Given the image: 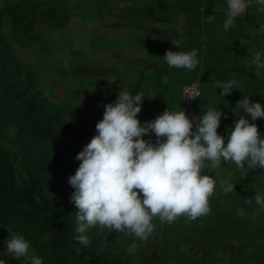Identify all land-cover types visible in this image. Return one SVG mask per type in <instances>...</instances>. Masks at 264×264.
<instances>
[{
	"label": "rangeland",
	"instance_id": "obj_1",
	"mask_svg": "<svg viewBox=\"0 0 264 264\" xmlns=\"http://www.w3.org/2000/svg\"><path fill=\"white\" fill-rule=\"evenodd\" d=\"M158 2L0 0V141L12 154L17 184L31 185L35 200L46 196L62 209L66 201L77 210L71 202L74 188L68 182L80 164L75 157L90 142L86 137L98 134L95 126L106 104L114 103L122 89L139 94L135 89L139 68L136 75L130 67L133 61L139 64V53L133 49L135 29L155 26V15L163 10ZM253 6L250 0L247 16ZM140 14L148 19L139 20ZM200 66L197 69L203 71ZM214 66L212 61L206 68L212 83L196 78L180 86L174 110L187 112L183 87L199 83L197 117L208 108L226 111L220 125L230 132L239 119L236 104L242 85L237 83L230 95L222 97L217 85L222 84L223 71ZM154 97L153 92L148 94V100ZM257 102L262 105L264 100ZM246 118L252 123L250 116ZM75 134L86 140L74 141ZM260 136L264 139L262 132ZM28 164L36 168L33 173L28 172ZM230 167L226 178L234 190L223 193L220 183L225 176L217 179L207 216L195 221L181 216L170 225L154 218L152 235L146 241L137 239L133 254L128 252L133 237L98 225L86 233L89 244L93 242L99 251L106 241L128 264H264V210L254 201L257 191L264 192V177L249 178L246 165ZM248 199H253L251 205ZM13 235L23 234L0 222V259L7 264L22 261L6 254V241ZM29 252L48 264L31 244Z\"/></svg>",
	"mask_w": 264,
	"mask_h": 264
},
{
	"label": "clouds",
	"instance_id": "obj_2",
	"mask_svg": "<svg viewBox=\"0 0 264 264\" xmlns=\"http://www.w3.org/2000/svg\"><path fill=\"white\" fill-rule=\"evenodd\" d=\"M249 2L228 0L225 31L245 14ZM255 2L264 6V0ZM260 31L264 32V24ZM172 43L179 49L182 41ZM163 57L170 68L193 70L199 63L196 50H168ZM251 63L259 73L264 69V54L255 52ZM236 84L235 79L218 84L220 95H230ZM144 97L122 89L114 103L104 106L103 118L95 126L98 134L75 157L80 164L68 182L74 188L71 202L77 209L78 235L74 239L82 246L89 245L86 233L98 225L101 230L133 237L128 246V252L133 254L138 247L135 241H146L152 235L154 218L170 225L181 216L195 221L210 213L209 199L217 181L202 174L206 167L215 171L223 160L238 169L246 165L250 171L264 170V139L257 125L246 118H264V107L252 103L249 96L243 95L236 104L244 115L235 121L226 144L217 132L224 115L217 108H208L202 117L195 118V131L193 120L182 109L167 108L155 120L141 124L137 116ZM153 133L155 143L143 138ZM220 189L230 193L234 184L225 179ZM254 201L264 210V192L257 191ZM246 202L251 205L253 199ZM29 248L23 235H13L6 241V254L22 260V264H43L40 257L30 254ZM0 264L7 262L0 259Z\"/></svg>",
	"mask_w": 264,
	"mask_h": 264
},
{
	"label": "crops",
	"instance_id": "obj_3",
	"mask_svg": "<svg viewBox=\"0 0 264 264\" xmlns=\"http://www.w3.org/2000/svg\"><path fill=\"white\" fill-rule=\"evenodd\" d=\"M251 1L254 6L250 15L237 17L233 26L225 31L223 24L227 19L228 0H159L157 5L163 10L155 15V26L149 28L141 25L135 29L137 35L133 42L134 51L139 53V64L133 61L130 67L136 75V68H139V86L135 89L145 96L142 103L144 111L138 114L141 124L155 120L167 108L175 111L174 99L183 83L196 78L212 83L206 73L212 61L216 63L214 68L223 71L219 83L235 79L242 85L239 88L240 99L245 95L249 96L252 103L264 100V69L257 73L255 65L251 63L255 52L264 54V32L260 31V26L264 24V6L257 5L255 0ZM209 16L211 19H208ZM147 19L148 16L140 14L139 20ZM172 40L182 41L179 49ZM168 50H196L201 65L197 66L204 68L203 71H199L197 66L193 70L168 67L163 57ZM151 92L155 95L154 101L148 100ZM222 113V119L227 117L226 111ZM236 114L239 117L244 115L242 110ZM252 123L264 135V118H258ZM217 132L224 137L226 144L230 135L227 126L224 128L220 125ZM143 138L152 143L156 140L154 133ZM229 165L232 163L222 160L217 170L209 171L206 167L202 174L211 175L215 180H221L224 176L227 179L231 169ZM259 170L251 171L248 177L253 180L264 177V170H261V174Z\"/></svg>",
	"mask_w": 264,
	"mask_h": 264
},
{
	"label": "trees",
	"instance_id": "obj_4",
	"mask_svg": "<svg viewBox=\"0 0 264 264\" xmlns=\"http://www.w3.org/2000/svg\"><path fill=\"white\" fill-rule=\"evenodd\" d=\"M71 132L72 129H69ZM50 135L54 132L49 130ZM74 141H82L77 137ZM86 139L90 140L89 136ZM84 139V140H86ZM56 150V145L53 146ZM47 150H49L47 148ZM45 154V153H44ZM28 166V172L36 168ZM12 154L0 141V222L9 225L15 232L23 234L44 257L48 264H128L123 254L107 244L101 243L98 251L92 242L85 247L74 239L77 210L64 201L63 209L55 199L46 196L35 200L31 185H18ZM63 193L59 194L61 199ZM39 196V194L37 195ZM59 206V207H58ZM13 264H22L16 261Z\"/></svg>",
	"mask_w": 264,
	"mask_h": 264
},
{
	"label": "built area",
	"instance_id": "obj_5",
	"mask_svg": "<svg viewBox=\"0 0 264 264\" xmlns=\"http://www.w3.org/2000/svg\"><path fill=\"white\" fill-rule=\"evenodd\" d=\"M245 16H247V10L245 14L239 17H245ZM200 95H201V88L199 83L193 82L183 87L182 90L183 104L187 108L186 115L193 120L194 130H195V118L197 117L195 110V103ZM191 97H195V98H191Z\"/></svg>",
	"mask_w": 264,
	"mask_h": 264
}]
</instances>
